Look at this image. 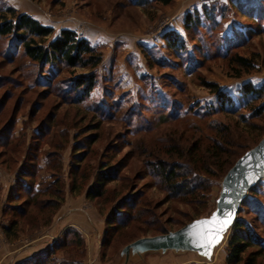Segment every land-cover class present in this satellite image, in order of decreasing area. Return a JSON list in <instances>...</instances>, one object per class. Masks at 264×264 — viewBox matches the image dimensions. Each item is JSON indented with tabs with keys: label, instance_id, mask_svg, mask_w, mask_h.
<instances>
[{
	"label": "rangeland",
	"instance_id": "obj_1",
	"mask_svg": "<svg viewBox=\"0 0 264 264\" xmlns=\"http://www.w3.org/2000/svg\"><path fill=\"white\" fill-rule=\"evenodd\" d=\"M4 1L19 12L53 26V36L66 28L89 39L101 52L102 62L91 71L96 79L91 94L71 104L78 93L71 90L68 97L64 95V90L70 88L72 75L68 71L62 70L57 76L54 69L49 78L52 86L47 89L36 81L39 67L22 50L7 53L10 37L0 36V102H4L0 126L13 116L6 131L19 138L20 150L10 168L0 159V264H226L231 228L209 260L193 251L167 250L131 254L126 261L121 251L128 244L127 238L113 241L111 232L105 235L106 213L119 197L103 206L85 196L92 206L83 203L87 208H82L89 213L85 214L87 220L82 221L88 230L67 225L53 235L48 229L51 222L35 229L27 224L16 239L9 240L2 226L11 218L10 212L5 213L7 196L16 185L15 172L22 161L36 158L42 166L37 181L45 182L50 178L46 155L60 147L55 158L62 165L60 177L69 183L73 160L77 163L80 157L73 150L76 140L88 150L81 163L89 176L85 187L93 183L98 167L107 162L121 167L120 178L127 182V176L130 177L132 187L148 195L153 204L164 200L166 194L157 177L143 165L156 160L149 153L168 145L166 141L178 133L177 129L212 134V126H226L234 143L243 151L253 147L259 138H254L250 126L240 116L250 114V109L221 110L217 94L202 81L217 83L235 104L246 102L243 85L264 78V0H174L169 5L157 0H147L144 5L135 4L136 0ZM196 10L198 24L186 29V14H194ZM169 30L184 38L183 51H173L167 46L163 35ZM236 54L253 58L255 68L236 77V67L230 65L231 57ZM89 72L76 70L75 74ZM251 123L264 130V114ZM224 175L210 179L209 191H199L201 197L196 205L163 201L156 209L157 213H163L157 218L158 225L138 232L136 239L182 227L186 223L179 226L169 218L176 219L177 213L183 211L190 213L183 218L184 222L208 216L216 206ZM120 184L119 181L109 184V193L114 188L117 193ZM245 202L237 218L249 226L264 246V177L254 192H248ZM195 206L199 207L197 211ZM55 220L58 224L65 222V218L58 219L57 215ZM70 229L79 232L80 242L67 234ZM64 238L73 242L58 250L50 249ZM50 251L53 254L48 259ZM33 257L41 258L39 262H28Z\"/></svg>",
	"mask_w": 264,
	"mask_h": 264
},
{
	"label": "trees",
	"instance_id": "obj_2",
	"mask_svg": "<svg viewBox=\"0 0 264 264\" xmlns=\"http://www.w3.org/2000/svg\"><path fill=\"white\" fill-rule=\"evenodd\" d=\"M157 1L163 5H169L174 0ZM134 3L144 5L147 0H136ZM198 20L199 12L197 10L194 14L187 13L185 28L190 29L193 24H198ZM54 33L53 26L44 24L28 13H21L6 1L0 0V36L10 37L7 53L22 50L25 57L39 67L36 81L45 84L47 89L52 86V81L49 78L53 75L54 69L57 76L62 70L68 71L72 76H69L70 88L64 90L66 92L64 95L68 94L66 95L68 97L71 90L78 93L73 102H70L76 104L89 96L94 89L96 79L95 74L91 71L101 64L102 54L96 46L91 44L89 39L80 37L72 29H61L57 36H53ZM163 39L173 51L178 52L185 49L184 38L175 30L165 32ZM255 64L253 58L237 54L233 55L230 60V65L236 67V77L253 70ZM76 70H89L90 72L75 74ZM66 79L61 80L65 81ZM59 82L60 80L56 83ZM202 84L217 94L221 110L237 112L236 108H249L250 114H240L241 121L250 126L249 129L256 140L263 137L264 130L251 121L264 114V84L257 87L251 82H246L242 87L243 100L246 102L239 104H235L231 96L217 83L203 80ZM258 100L261 101L259 104H257ZM2 104H4L3 101L0 102V112ZM205 115L200 114L201 117ZM12 120L13 116H9L0 126V159L8 168L16 160V153L20 152L19 138L6 131ZM211 130L212 134L196 133L193 129H190L189 132L177 129L175 132L178 133H174L175 136L173 135L174 137L172 136L169 141H166L168 145L156 147V150L149 153L148 156L156 160L144 162L143 166L157 177L160 188L166 194L164 200L154 204L148 195L132 187L130 177L127 176V182L124 177L120 178L121 167L109 165L107 162L98 167L93 183L89 187H85L89 176L82 170L81 163L88 150L84 148L83 144L80 146L79 140H76L73 150L80 157H77V163L73 160L69 183L60 177L59 170L62 165L58 157L55 158V153L60 147H56L46 155V170L50 173V178L45 182L37 181V172L42 169V166L38 165V160L36 158L32 161L23 160L15 172L16 185L7 196L5 213L10 212L11 218L8 224L2 226V231L7 239L14 240L18 237V232L24 230L27 224L30 229L49 224L55 212L62 205L66 188H68L71 194L85 192L89 201L97 204L101 202L103 206L112 203L116 197H119L106 213L105 235L107 237L111 232L113 241L124 236L127 238L126 243H130L136 240L138 232L148 231L158 225L157 218L161 217L163 213H157L156 209L163 201L169 199L196 205L201 197L199 193L209 191L210 179L225 174L245 152L246 149L243 151L241 146L234 143L228 127L216 125L212 126ZM39 133L41 132L38 129ZM61 134L64 136L63 133ZM111 169L114 170L111 171ZM135 177L138 178L137 175ZM116 181L121 183L118 192L114 193L116 189L114 188L109 193V184ZM122 189L126 191H121ZM254 191L255 187L249 192ZM245 201L246 199L242 205L246 204ZM198 208L195 206L194 210L197 211ZM177 214L179 217L176 219L171 217L169 221L179 223V226L188 222H184L183 218L189 217V212L183 211ZM159 232L160 234L165 233L163 230ZM67 234L77 237L78 242L81 241L79 232L70 229ZM65 237L67 238V235ZM66 238L61 242H55L50 249L58 250L73 242ZM227 250L226 264H264V246L258 236L240 218H237L231 227ZM52 254L50 251L48 259ZM40 258L33 257L28 262H39Z\"/></svg>",
	"mask_w": 264,
	"mask_h": 264
},
{
	"label": "water",
	"instance_id": "obj_3",
	"mask_svg": "<svg viewBox=\"0 0 264 264\" xmlns=\"http://www.w3.org/2000/svg\"><path fill=\"white\" fill-rule=\"evenodd\" d=\"M264 177V136L250 149L246 150L229 168L223 176L216 206L205 217H199L186 223L182 227L168 231L167 233L153 236L140 237L127 245L121 251L126 255V261L131 254L142 255L147 252L175 250L193 251L211 259L214 248L224 240L226 233L237 219V214L246 199L248 192L253 189ZM214 214L220 218L231 215L232 222L222 233L219 243L211 249L199 246V242L193 235V226L198 221L210 219Z\"/></svg>",
	"mask_w": 264,
	"mask_h": 264
},
{
	"label": "crops",
	"instance_id": "obj_4",
	"mask_svg": "<svg viewBox=\"0 0 264 264\" xmlns=\"http://www.w3.org/2000/svg\"><path fill=\"white\" fill-rule=\"evenodd\" d=\"M251 82V81H250ZM252 83L254 86H261L264 84V78L260 80L259 82H253ZM85 198V192L79 193V194H71L68 191V188H66V193H65V198L62 203V205L59 207V209L56 211V213L53 215V220L51 221V224L49 225L48 229L49 232H51L53 235L58 231L61 232L67 225H74L77 226L78 229H81L83 227L84 230L87 229L85 224L82 222L83 220H87L85 218V214H89L88 211H83L82 208L85 207V204L83 203H88V205L91 206L90 202ZM89 206V207H90ZM92 207V206H91ZM89 209V208H88ZM56 215L58 216V219L60 218H65V222L62 224L56 223L55 217ZM62 226L58 228V226ZM61 230V231H60ZM88 230V229H87Z\"/></svg>",
	"mask_w": 264,
	"mask_h": 264
},
{
	"label": "snow or ice",
	"instance_id": "obj_5",
	"mask_svg": "<svg viewBox=\"0 0 264 264\" xmlns=\"http://www.w3.org/2000/svg\"><path fill=\"white\" fill-rule=\"evenodd\" d=\"M231 222V215L220 218L219 214H214L210 219L198 221L193 226V235L199 242V246L210 250L211 247L220 242L222 233Z\"/></svg>",
	"mask_w": 264,
	"mask_h": 264
}]
</instances>
